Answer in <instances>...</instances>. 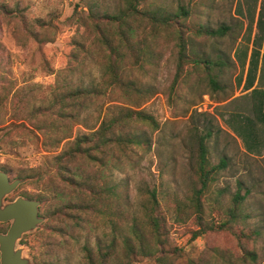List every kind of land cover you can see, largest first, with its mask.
I'll return each instance as SVG.
<instances>
[{"label": "rangeland", "instance_id": "374dc122", "mask_svg": "<svg viewBox=\"0 0 264 264\" xmlns=\"http://www.w3.org/2000/svg\"><path fill=\"white\" fill-rule=\"evenodd\" d=\"M116 1L106 0L104 4L112 8ZM79 2L0 0L3 5L9 4L14 8L18 5L22 9V17L14 19L7 18L13 14L12 11L7 15L0 10V104L9 103L16 92L20 95L24 86L34 91L19 115L10 116L16 112L11 106L0 125V131H5L0 141V165L12 170L14 176L21 173L31 177L17 192L31 196L46 193L35 173L40 169L53 168L58 152L78 135L90 131L91 127H98L109 107H119L117 112L128 109L144 111L152 115L158 125L153 127L138 120L133 123L136 133L146 135L152 146L149 151H140L131 164L124 160L122 144H114L108 149V154L113 156L107 173L111 182L118 185L117 191L127 195L123 198L120 215L112 216L114 222H108L106 218V223L101 221L103 219L97 220L98 224L93 226L96 228L77 230L74 239L68 242L61 239L58 247L53 245L57 239L52 231L56 221L46 222V219L37 230L26 233L21 240L27 246L33 264H86L84 247L88 243L94 247L99 240L107 243L113 232L117 235L119 230L126 232L128 228H123L126 223L121 226L119 220L123 222L122 216L129 220L134 215L141 218L143 205L153 188L157 189L163 211L167 214L172 247L181 248L177 251L178 257L173 259L174 264H188L189 260L191 264H264V122H257L258 125L242 124L240 117L231 112L236 108L237 100L223 106L222 102L238 91L234 88L233 79L237 74V71L233 72L234 63L223 66H227V69L214 66L213 73L224 85L223 91L214 90L210 83L203 81L191 83L197 72L205 76L203 65L198 66V71L185 70L175 83L180 48L176 45L175 37L165 38L162 31L159 41L153 45H141L143 53H150L154 48V56L149 61L152 65L141 69L135 67L133 72L125 70V76L129 74L139 83L140 94L128 95L120 88L112 89L104 81L108 55H105L92 23L87 24L89 27L82 26L73 19ZM233 2L146 0L141 2L140 7L175 10L184 5L190 13L185 23L209 25L213 29L221 24L228 25L231 30L225 35L204 38L192 32L189 34L196 41L193 47L189 46V54L192 51L196 55L205 53L206 57L216 59L219 55L230 57L236 48L243 50L244 45L249 43L252 29L245 31V22L239 16H234ZM240 9L236 13L244 17L245 11ZM38 20L46 24L45 28L38 25ZM52 23L58 25L57 30L53 29ZM139 24L141 27L148 25L144 21ZM31 30L39 33L41 42L32 36ZM146 30H149V26ZM132 60L128 56L126 63L130 64ZM146 60V55H142V63L145 64ZM216 60L218 63L227 61L222 57ZM123 68L127 69L126 64ZM219 71L222 73L219 74ZM93 83L103 88L100 96L81 94L80 89H88ZM44 106L51 109L45 114H38L33 120L29 119L35 110ZM239 108L248 107L240 104ZM262 110L264 114V105ZM62 113L66 115L58 116ZM207 121L213 122L214 129L216 126L224 129L210 141L211 160L219 163L221 158L226 157L228 164L221 173L220 182L207 194L206 218L215 216L218 219L214 228L221 225V219H226V211L234 207L236 195L242 196L244 202L239 204L237 214L244 219L246 230L250 229L247 234L251 238V242L243 245L256 253L246 261L241 260L244 247L230 231L220 234L215 229L209 235L199 236L188 243L191 237L189 229L195 227L191 209L186 205L189 177L185 169L192 159L188 145L189 131L195 124L199 125V130L203 129ZM233 129H237L240 135L237 132L235 135ZM51 136L65 138L59 147L46 146ZM94 166L97 165L86 168L94 169ZM48 205L42 203V212ZM143 219L146 217L143 216ZM41 242L44 247L40 245ZM157 257L158 254L140 257L134 264H159Z\"/></svg>", "mask_w": 264, "mask_h": 264}, {"label": "trees", "instance_id": "16d2710c", "mask_svg": "<svg viewBox=\"0 0 264 264\" xmlns=\"http://www.w3.org/2000/svg\"><path fill=\"white\" fill-rule=\"evenodd\" d=\"M105 1L80 0L76 5L73 19L78 20L82 26L89 27L87 24L92 23V28L97 33L105 55H108L104 75L107 87L120 88L128 95L140 94L139 83L136 79L130 78L129 74L125 76V70L133 72L135 67L141 69L143 66L152 65L149 61L154 56V48L150 53H143L141 45L149 43L153 45L154 42L160 40L159 37L163 31L165 38L175 37L176 45L180 48L178 72L174 82L179 81L185 70L198 71V66L203 65L205 76L201 72H197V75L194 76L195 80L191 83L203 81V83H210L214 90L223 91L224 85L216 78L213 70L214 66H222L223 69H227L229 63H232L231 56L219 55V58L222 57L227 61L218 63L216 60L218 57L212 59L206 57L205 53L196 55L193 51L190 54L187 51L190 49L189 46L193 47L196 43L195 39L189 36L190 32L197 36H205L204 38L215 37L217 34L225 35L227 31L231 30L228 25L221 24L217 29H213L209 25L185 23L190 13L184 5H180L175 10L161 7L152 10L140 7L141 2L146 0H117L111 8L104 4ZM4 6L9 12H13L12 15L7 16L8 19L22 17V9L18 5L16 8L10 7L9 4H4ZM143 21L148 24V31L146 30L147 26L141 27L139 24ZM38 22L39 26L45 28V23L39 20ZM52 27L57 30L58 25L52 23ZM30 33L38 42H41L37 31L31 30ZM142 55L147 57L145 64L141 61ZM128 56L133 59L130 64L126 63ZM125 64L127 69L123 68ZM225 65L227 66L223 67ZM219 72V74L222 73V71ZM96 85L93 83L90 88H82L79 91L81 94H88L87 96H100L103 88ZM22 90L20 95L16 92L9 103L2 102L0 104V125L6 119L11 106L16 109V112L11 113L10 116H18L29 100L31 92H34L29 86H24ZM63 100L66 98L63 97ZM117 108L119 107L107 108L98 127H91L90 131L78 135L65 149L58 152L54 157L53 168L40 169L35 173L46 191L36 197L42 200L45 206L49 204L46 208L44 207L43 212L47 217L46 222L56 221L52 230L57 237L53 243L55 246H60L61 239L67 242L74 239L77 230L96 228L93 226L98 224L97 220L103 219L101 221L106 223L104 221L106 218L108 222H114L112 216L120 215L123 198H126L127 195L125 192L121 194L117 191L118 185L111 182L107 173L113 156L108 154L110 152L108 149L114 144H122L124 160L127 164H131L140 151L151 150V140L142 133H136L137 130L133 123H137L138 120L156 127L158 123L155 118L144 111L128 109L125 112H117ZM50 109L51 107L44 106L40 110H35L29 119L33 120L38 114H45ZM64 114L66 115V113H62L58 116ZM38 128L44 129L41 126ZM202 128L199 130L198 124L191 126L189 143L185 142L190 146L192 155L189 166L185 169L189 177L186 205L191 209L190 214L194 217L195 223V227L189 229L191 237L188 239V243L195 241L199 236L209 235L215 229H218L220 234L230 231L244 247L245 252L242 253L241 260L246 261L256 253L243 245L251 242V238L247 234L250 229L246 230L244 219L237 214L239 204L244 202L242 196L236 195L234 207L226 211V219H221V225L214 228L218 219L215 216L211 219L206 218L207 194L220 182L221 173L227 166L228 160L226 157L221 158L219 163H213L211 160L210 141L214 135H218L224 130L223 127L216 126L214 129L213 122L207 121ZM49 130L50 128L47 129L48 132ZM64 138L56 139L51 136L45 145L59 147ZM92 164L97 166H94V169L86 168ZM143 207L145 220L143 216L139 218L138 215L131 216L130 220L122 216L123 222L122 219L119 221L121 226L126 223L123 227L128 228L126 232L123 233L122 230L117 229L119 230L118 235L113 232L112 238L107 243L99 240L94 247L88 243L84 247L85 263L134 264L140 257L158 254L159 264H174L173 259L178 257L177 251L181 248L179 246L172 247V241L169 239L170 227L167 214L163 211V204L157 189L153 188L149 191ZM6 227L7 223H0V230H6ZM40 245L44 247L43 242ZM57 262L59 261L55 263ZM188 264H191V260Z\"/></svg>", "mask_w": 264, "mask_h": 264}, {"label": "crops", "instance_id": "0c3cea01", "mask_svg": "<svg viewBox=\"0 0 264 264\" xmlns=\"http://www.w3.org/2000/svg\"><path fill=\"white\" fill-rule=\"evenodd\" d=\"M218 1L225 2V0ZM232 8L234 16H239L245 22V31L248 32L250 28L252 30L247 41L249 43L244 45L243 50L236 48L230 55L234 63L233 72L237 71L233 81L234 88L238 91L222 103H224L223 106H227L233 100H237L236 108L231 111L232 114L240 117L242 124L248 122L258 125L257 122H264L262 113L264 105V0H234ZM238 9L245 11L246 18L245 15L243 17L241 13H236ZM241 41L242 38L239 42ZM240 104L248 108L241 109ZM233 130L234 134L237 132L240 135L237 129Z\"/></svg>", "mask_w": 264, "mask_h": 264}, {"label": "water", "instance_id": "95a60500", "mask_svg": "<svg viewBox=\"0 0 264 264\" xmlns=\"http://www.w3.org/2000/svg\"><path fill=\"white\" fill-rule=\"evenodd\" d=\"M0 10L9 15L11 12L0 3ZM5 131H0V140ZM27 178L10 179L9 174L0 169V223L10 222L7 231H0V264H33L32 257L27 253V246L21 243L26 233L37 230L47 219L40 215L41 201L18 196L8 200L12 193Z\"/></svg>", "mask_w": 264, "mask_h": 264}, {"label": "flooded vegetation", "instance_id": "af4514ba", "mask_svg": "<svg viewBox=\"0 0 264 264\" xmlns=\"http://www.w3.org/2000/svg\"><path fill=\"white\" fill-rule=\"evenodd\" d=\"M3 138V137H2ZM1 138V139H2ZM1 141V140H0ZM0 169L1 170H4V171H6L8 174H9V176H10V179L11 180H14V179H16V178H27V181L31 178L30 176H27V175H24V174H21V173H17L16 174V176H14L13 174H12V170H10V169H8L7 167H5V166H3V165H0ZM26 181V182H27ZM25 183V182H24ZM24 183H21L12 193H10L8 196H7V199L8 200H14V199H16L18 196H20V195H22V196H25V197H28V198H32V199H37V200H40L39 198H37L36 196H31V195H29L28 193H25V192H17L18 190H19V188L24 184ZM41 201V205H40V215L41 216H45L44 214H43V212H42V200H40ZM46 217V216H45ZM47 218V217H46ZM7 224H8V227L6 228V230H0V231H3V232H5V231H7V229L9 228V226H10V222H6ZM26 235V234H25ZM24 235V236H25ZM23 236V237H24Z\"/></svg>", "mask_w": 264, "mask_h": 264}]
</instances>
